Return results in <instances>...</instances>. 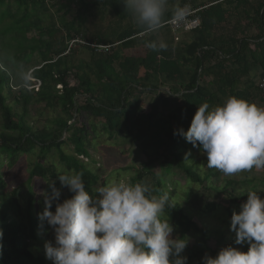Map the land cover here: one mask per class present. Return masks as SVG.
Listing matches in <instances>:
<instances>
[{
    "label": "trees",
    "instance_id": "trees-1",
    "mask_svg": "<svg viewBox=\"0 0 264 264\" xmlns=\"http://www.w3.org/2000/svg\"><path fill=\"white\" fill-rule=\"evenodd\" d=\"M185 4L201 9L196 14L201 25L177 39L164 26L153 31L135 24L123 0H0V196L8 197L20 156L38 151L29 176L11 193L25 204V220L8 215L7 207L0 209V264H53L44 253L33 250V243L47 241L43 231L52 230L46 223L40 224L38 213L43 210L44 197H36L34 188L39 182H46L48 191L52 190L50 184L60 187L56 168L43 165L49 162L50 151L56 153L66 171L82 173L90 195L95 193L97 182H107L99 178L97 168H90L92 164L80 159L90 157L86 146L90 134L94 140L100 133L110 137L115 133L135 145L146 160L134 171L131 183L146 184L153 195H167L163 219L178 228L182 238L190 228L200 230L190 211L173 198L178 189L190 192L191 182L204 184L199 176L187 172L189 163L198 166L195 156L203 151L202 146L194 147L179 130H188L198 106L205 102L212 108L235 96L264 105V95L255 81L256 75L257 81L264 78V0H168L164 24L175 6ZM50 8L72 20L58 26ZM106 14L114 18L115 28L106 39L99 32L95 45L109 47L108 51L83 47L79 28L90 17L104 19ZM124 23L127 27H123ZM249 29L253 35L247 34ZM163 32L167 37L162 40ZM160 39L167 43V49L148 48L151 43L159 46ZM137 46L141 48L138 56L127 54ZM85 51L88 60L82 56ZM30 71L39 87L27 80ZM70 80L76 83L72 85ZM156 80L175 84L177 87L168 94L175 99L173 104L169 98L160 104L149 101L150 111L145 113L141 98L145 94L154 97L159 89ZM14 89L18 91L16 95ZM11 102L20 109H13ZM38 107L56 114L42 128L28 121V114ZM165 109L169 112L161 117ZM65 134L69 136L62 140ZM66 142L74 145L73 155L62 151ZM154 168L161 170L159 177ZM176 168L186 171L187 187L174 183L169 189L166 177ZM220 174L221 171L208 174L205 181L217 179ZM148 176L151 184L146 182ZM240 180H224L222 187L212 182L205 191L223 195L231 205L246 202L250 190L264 199L256 185L243 197L233 199L235 186L245 187L248 182ZM71 196L68 189L65 196L53 202L51 210ZM205 209L214 216L222 214L215 228L219 230L215 234L217 241L220 238L218 245L228 236L235 243L236 234L230 224L236 209L214 203ZM200 231L201 238L210 241L209 230ZM239 249L247 251L248 244H241ZM206 255V246L193 245L187 248V264L197 260L203 264Z\"/></svg>",
    "mask_w": 264,
    "mask_h": 264
},
{
    "label": "clouds",
    "instance_id": "clouds-1",
    "mask_svg": "<svg viewBox=\"0 0 264 264\" xmlns=\"http://www.w3.org/2000/svg\"><path fill=\"white\" fill-rule=\"evenodd\" d=\"M135 24L157 30L164 24L168 0H123ZM188 5L172 9L171 22L191 28L196 21ZM168 45L151 43L153 51ZM194 147L202 146L209 168L233 175L264 168V107L230 96L220 106L207 102L198 106L190 127L179 130ZM175 134V133H174ZM188 155V154H186ZM72 193L59 201L61 192L50 184L51 194L43 192L44 207L38 213L41 226L54 231V243L46 241L45 256L53 264H187L181 253L188 240L173 237L174 227L163 219L167 195L156 196L143 183L112 180L86 191L82 173L67 170L57 177ZM235 244L247 243V251L231 245L215 257H203V264H264V199L248 191L240 211L231 217Z\"/></svg>",
    "mask_w": 264,
    "mask_h": 264
},
{
    "label": "rangeland",
    "instance_id": "rangeland-1",
    "mask_svg": "<svg viewBox=\"0 0 264 264\" xmlns=\"http://www.w3.org/2000/svg\"><path fill=\"white\" fill-rule=\"evenodd\" d=\"M48 2L50 0H47ZM49 13L55 15L56 22L58 26H61L65 24L66 22H69L72 20L70 16L67 17H60L59 14H56L54 11L55 9L50 8ZM75 11V10H74ZM114 18H112L110 15L106 14L105 18L102 19L101 17H98L96 19H93V17H90L88 19V22L86 23L85 26H82L79 28L81 32V37H79L80 40H82L81 44L83 47L89 46L95 51H100L98 49L99 45H95L96 42V37L98 34L103 33V39H106L107 36L110 35L111 29L115 28ZM123 27H127V23L123 24ZM100 32V33H99ZM253 30L249 29L247 34L248 35H253ZM164 33V32H163ZM161 34V39L163 40L164 38L167 37V34ZM166 34V35H165ZM172 35V34H171ZM166 36V37H165ZM181 36V34H177V39ZM160 39V40H161ZM161 42V41H160ZM98 44V43H97ZM71 45V43H70ZM253 48V47H252ZM139 50H141L140 46H137L136 48H133L129 51H127V54L139 55ZM101 52V51H100ZM83 58L88 60V53L85 51L82 54ZM144 70L142 71L143 75ZM254 74V73H253ZM259 79V76H255V81L256 83L258 82L257 80ZM27 80L31 82L32 85H40L39 82L37 83L32 77H31V71L28 73ZM71 84L74 85L76 82L73 80H70ZM157 85L159 86L158 91L154 92V97L150 96L148 94H145L141 98V106L144 108V112L147 113L150 111V102H153V100L156 101L157 104H160L164 98L167 100H170L171 103L173 104L174 99L173 94H170V90L172 87H177L175 84H166V83H160L158 80H156ZM243 87V86H240ZM60 88V86H58ZM28 90L32 89V86L28 85L27 87ZM14 95L17 94V89H14L12 91ZM169 98V99H168ZM12 103V102H11ZM10 105L13 107V109H20V106L12 103ZM255 104V103H254ZM258 107H264V105L261 104H256ZM174 106H177V102H175ZM43 107H38V110H33L28 114V121L33 124L34 126H37L39 128H42L45 124V121L50 119L51 116L56 115L53 111L51 110H44L42 109ZM58 111V110H57ZM169 112V109L162 110L160 116H165L167 115L166 112ZM59 114V112H58ZM86 115L83 114V118ZM69 134H65L63 136L62 140H66ZM88 140L86 142L87 149L89 151V159H83L80 158L83 162H85L87 165H91L90 168H97L98 172H96L101 179H106L107 182L104 184L99 181L97 182V187L103 186L107 184L109 181L112 180H119V179H125L131 183V180L134 175V171H136L142 163L145 162L146 158L145 156L140 153L136 146L131 144L129 141H126L127 139H124L122 137H119V135L113 133L110 137L108 133L104 134H99L96 135L95 139L92 140L91 134L88 135ZM187 144V143H186ZM62 151L66 155H73L74 154V145L70 142H66L65 145L62 147ZM38 151H35V153L30 154V155H22L19 158L18 164L15 167V174L14 176V181L11 184L10 191L8 193V197H2L0 196V209L2 207H7L9 209L8 215L11 217H15L16 220L18 221H24L26 216H25V204H22L21 199L18 197H13L11 195L12 192H15L18 190L20 186H22L24 180L29 176V172L32 169L33 164L38 160ZM48 159L49 162L44 163V166H49L53 165L54 168H56L57 175L62 174V172L66 171V167L61 164L59 161L56 153L54 151H50L48 153ZM199 161L198 166L194 165L191 166L189 163V168H187V172L190 171L191 174L194 176H199V178L204 182V184H197L196 182H191V191L188 192L189 196L187 198L188 193H184L178 189V191L173 195V198L177 200L183 208L187 209L190 211V217L192 218L193 221H195L196 225L200 230H209L210 232V241L205 242L204 239L201 238V231L198 230L196 231L194 228H190L186 234L183 235L184 238L188 240L187 246L184 249V251L181 253L182 256L187 257V248H190L191 246H199L207 248V255H210L211 253L218 254L219 250L222 249L223 247L226 246H233L236 248H241V244L237 245L235 244L232 240H230V237L224 238V241H222L219 245L218 242H220V238L217 241V235L216 232H219V230H215L217 224L219 221V216H214L213 214H208L206 212L205 206L210 205L212 203L216 205L223 206V208H235L236 212L240 211V205L242 202H236L234 205H231V203L223 198V195L217 193V192H206L205 190L208 189L211 186V183L213 182L217 186L222 187V183L224 180H232V179H241L240 181L247 180L248 182L246 183V186L244 185H237L235 186V191L233 194V199H239L243 197L246 194V191L250 188H254L256 185V190L260 191L264 195V185L262 181H264V168L256 169L253 168L251 170H245L237 174L233 175H225V174H220L217 179L211 178L209 181H205L206 176L208 174H217L220 170L216 168H209L208 165H204L205 161H207V155L204 152V150L199 153L197 156H195V160ZM94 161V163H93ZM194 164V163H193ZM186 171H180L177 168L173 169L170 172V175L166 177L167 183H168V188L173 189L174 183H177L180 187H187V182H188V176L185 173ZM154 173L156 177H159L160 174H162L161 170L159 168H154ZM199 174V175H198ZM244 174V175H243ZM246 174V175H245ZM244 176V177H243ZM244 179V180H242ZM58 182L60 184L59 190L61 192V196H65L67 194L68 187L67 186H62L59 179ZM146 182L151 184V177H147ZM56 187V186H55ZM48 192L50 195L52 190L48 191L47 190V183L46 182H39L37 186L34 188V192L36 197H42L43 192ZM95 192V191H94ZM95 195V193L93 194ZM42 212V211H41ZM223 218V217H222ZM215 230V231H214ZM44 236L43 238L46 239L47 241H51L54 243V231L53 229L48 233L47 230L43 231ZM173 237H181L180 230L178 228H174L173 231ZM44 244L42 240L37 241L33 243V250L34 253H38L42 255L43 253L45 254L44 250ZM218 248H217V245ZM51 261V260H49ZM198 261V260H197ZM195 261L193 264H198V262ZM188 263V261H187Z\"/></svg>",
    "mask_w": 264,
    "mask_h": 264
},
{
    "label": "built area",
    "instance_id": "built-area-1",
    "mask_svg": "<svg viewBox=\"0 0 264 264\" xmlns=\"http://www.w3.org/2000/svg\"><path fill=\"white\" fill-rule=\"evenodd\" d=\"M190 9H191L192 15H190L188 19H189V21H192V20L196 21V23L191 28L185 29L184 27H177L175 24H173L171 22V19L169 21H167L165 24H163V26L166 27L173 34L174 37H176L177 34L190 33V32H192V31H194L200 27L201 21H200V18L196 14L201 9H198V10H195L192 8H190ZM98 49L100 51H108L109 47L98 46ZM257 86H258L259 90L261 91V93L264 95V78H262L258 81ZM35 87H39V86L37 85Z\"/></svg>",
    "mask_w": 264,
    "mask_h": 264
},
{
    "label": "crops",
    "instance_id": "crops-1",
    "mask_svg": "<svg viewBox=\"0 0 264 264\" xmlns=\"http://www.w3.org/2000/svg\"><path fill=\"white\" fill-rule=\"evenodd\" d=\"M162 42V40H160ZM256 48V45L253 44V49ZM250 75H253V72L250 73Z\"/></svg>",
    "mask_w": 264,
    "mask_h": 264
}]
</instances>
